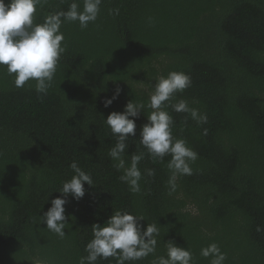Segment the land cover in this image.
I'll use <instances>...</instances> for the list:
<instances>
[{"label":"trees","instance_id":"trees-1","mask_svg":"<svg viewBox=\"0 0 264 264\" xmlns=\"http://www.w3.org/2000/svg\"><path fill=\"white\" fill-rule=\"evenodd\" d=\"M71 2L46 0L34 22ZM61 31L66 51L47 94L37 93L34 80L16 88L0 66V264H80L91 226L115 210L142 214L145 229H160L156 252L126 264H152L167 255L170 240L191 251L193 264H210L201 249L212 243L226 254L224 264H264V0H103L86 29L64 22ZM172 71L186 73L191 85L164 110L174 138L198 158L170 191L171 156L153 159L139 141L152 111L145 107L125 154L126 165L131 154H144L134 193L108 155L116 137L104 119L130 100L147 105L156 80ZM181 100L207 121L174 111ZM73 161L94 185L85 183L79 201L68 197L60 238L41 215L75 174Z\"/></svg>","mask_w":264,"mask_h":264},{"label":"clouds","instance_id":"clouds-1","mask_svg":"<svg viewBox=\"0 0 264 264\" xmlns=\"http://www.w3.org/2000/svg\"><path fill=\"white\" fill-rule=\"evenodd\" d=\"M46 0H0V66H6L7 74L14 75L16 88H23L27 82L34 80L37 93L47 94L52 87L61 56L66 51L62 42L65 36L61 31L64 22H79L81 29H86L89 23H94L100 13L103 0H83V9L77 0L70 3L67 11H59L45 17L43 23H35L38 6ZM119 15V9H115ZM191 85V78L184 72L172 71L167 77L161 76L156 80L154 92L150 94L149 102L134 103L130 100L124 111L111 112L104 122L116 137L115 145L108 155L114 161V167L123 174L120 180L129 186L134 193L141 191L140 181L142 172L139 168L144 154H131L130 165H126L125 154L129 145V137H136V120L145 107L152 109L147 115V123L142 126L139 135L140 144L147 149L148 154L161 161L165 156H171L167 167L171 172L168 180L170 191L176 190V180L182 175H191L193 170L190 162L198 158L192 148L188 147L184 139H176L172 134L173 118L164 110L165 102H169L180 92ZM122 89L116 88L111 98H106L104 106L107 108L118 99ZM176 112H191L194 120L207 121V116H201L196 109H190L187 102L181 100L172 105ZM70 168L75 173L69 180L63 182L58 189L61 196L51 200V207L41 215V222L46 228L60 238L66 235L65 228L69 223L66 215V204L71 196L79 201L85 195V183L94 185L92 176L85 172L73 161ZM147 175L154 176L153 169L147 170ZM146 220L142 214L115 210L103 224L95 223L91 226L93 239L85 248L88 253L81 257L80 264H96L99 259L115 258L116 264L139 261L156 252L157 237L160 229L155 223L147 225L146 229L141 221ZM260 231L259 227L257 229ZM201 256L212 257L210 264H224L226 254L216 243L201 249ZM152 264H193V255L185 247L174 241L167 243V255L159 256Z\"/></svg>","mask_w":264,"mask_h":264}]
</instances>
